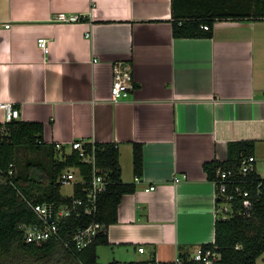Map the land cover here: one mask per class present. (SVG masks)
<instances>
[{
  "label": "crops",
  "instance_id": "0c3cea01",
  "mask_svg": "<svg viewBox=\"0 0 264 264\" xmlns=\"http://www.w3.org/2000/svg\"><path fill=\"white\" fill-rule=\"evenodd\" d=\"M172 16V0H0V102L68 152L76 140L116 143L122 180L136 183L108 227L105 264L171 262L214 242L223 214L204 165L226 160L231 142L256 141L264 177V20H218L212 37L180 38ZM118 61L132 65L135 88L115 102Z\"/></svg>",
  "mask_w": 264,
  "mask_h": 264
},
{
  "label": "trees",
  "instance_id": "16d2710c",
  "mask_svg": "<svg viewBox=\"0 0 264 264\" xmlns=\"http://www.w3.org/2000/svg\"><path fill=\"white\" fill-rule=\"evenodd\" d=\"M222 1L231 0H217V4ZM233 1L234 7H238L236 11L213 12L203 7L201 0H172L174 37H212L218 20H264V0ZM202 25H208L209 29ZM84 146L90 151L95 149L96 165L111 183L98 197L95 218L82 213L79 218L60 219L59 230L62 237L69 240L77 229L93 221L105 225L106 229L80 251L55 238L40 243L27 242L20 225L42 223L29 201L33 204L54 203L57 207L71 202L72 196L62 191L60 175L67 168L77 167L89 179L93 166L85 163L77 150L68 152L65 146L57 148L55 144L45 142L42 122L17 118L0 124V264H100L98 248L109 244L108 227L118 221L121 200L125 194L136 191V183L122 180L120 150L116 143L86 141ZM255 147V140L233 141L229 144L228 158L205 163L204 170L211 180L216 178L219 169L238 171L242 159L254 155ZM143 164V146L135 142L133 166L136 176L142 175ZM237 177L241 190L250 194L251 207L246 211L243 195L237 194L231 202L232 211L219 215L214 242L202 245L221 253L216 264H256L264 253V177L256 168ZM80 195L77 191L76 196ZM222 202L223 199H219V206ZM154 263L152 260L128 264ZM187 264L200 263L189 261Z\"/></svg>",
  "mask_w": 264,
  "mask_h": 264
},
{
  "label": "built area",
  "instance_id": "2783aa9c",
  "mask_svg": "<svg viewBox=\"0 0 264 264\" xmlns=\"http://www.w3.org/2000/svg\"><path fill=\"white\" fill-rule=\"evenodd\" d=\"M81 19L80 15H67L66 13H60L57 20L63 22H74ZM1 26V25H0ZM8 27V24H6ZM202 28L209 29L208 25H202ZM39 46L45 51H49L48 40L44 37L38 39ZM135 88V82L133 77L132 65L129 62L118 61L113 66V81L111 87L112 100L115 102L126 98L130 91ZM0 108L4 111L5 122H9L13 119L20 118L21 112L11 101H1ZM57 148L63 147L62 144L56 143ZM77 150L80 157L85 163L93 166L92 175L89 179L82 174L81 170L77 167L67 168L59 177V181L64 186L71 187V193L67 194L72 196V201L64 205L56 206L54 203H37L30 204L36 211L39 219L42 223H22L20 228L24 232L27 242L40 243L50 238H55L64 242L67 247L73 246L77 250H82L90 245L97 235L106 229L105 225L100 222L93 221L86 227L77 229L73 237L69 240H65L59 230V221L67 217L76 216L81 217L82 213L86 215L96 217L98 197L101 193L105 192L108 185L111 183L110 179L101 172V169L96 165L95 149L88 150L84 146V142L76 140L71 143V151ZM256 157L254 155L244 157L241 161L238 171L234 169H219L216 178L213 183L216 186L217 197L223 199L221 206H219L222 214L227 215L232 211L231 202L236 199L237 194L243 195V207L248 211L251 207V200L249 198L248 191H242L238 182L239 175H246L247 173L255 169ZM13 170H10V174ZM175 178L176 182L181 181L183 178ZM139 180V177L136 178ZM155 185H151L146 188L147 191L154 190ZM77 191L80 192V196H76ZM52 211L55 213V218L52 222L48 220ZM139 250L144 252V247H140ZM221 253L216 251L213 247L200 246L192 254L183 257L181 255L165 264H187L189 261L198 262L200 264H216L221 259ZM162 264V263H154Z\"/></svg>",
  "mask_w": 264,
  "mask_h": 264
},
{
  "label": "rangeland",
  "instance_id": "374dc122",
  "mask_svg": "<svg viewBox=\"0 0 264 264\" xmlns=\"http://www.w3.org/2000/svg\"><path fill=\"white\" fill-rule=\"evenodd\" d=\"M203 4V7H207V10H211L213 12H230V11H236L238 9V7H234L235 5V1L231 0L226 1V2H220L217 4V0H215L214 2H211L209 0H201ZM210 5V6H209ZM212 5V6H211ZM264 161H259V171L264 174ZM62 191L64 193L70 194L71 193V187L70 186H64L62 188ZM109 251L108 248H106L105 245L100 246L98 248V262L101 264H105L107 261V258L109 256ZM256 264H264V253L258 258L257 263Z\"/></svg>",
  "mask_w": 264,
  "mask_h": 264
},
{
  "label": "water",
  "instance_id": "95a60500",
  "mask_svg": "<svg viewBox=\"0 0 264 264\" xmlns=\"http://www.w3.org/2000/svg\"><path fill=\"white\" fill-rule=\"evenodd\" d=\"M54 218H55V213H54V211H52L51 215L48 217V220L50 222H52L54 220Z\"/></svg>",
  "mask_w": 264,
  "mask_h": 264
}]
</instances>
